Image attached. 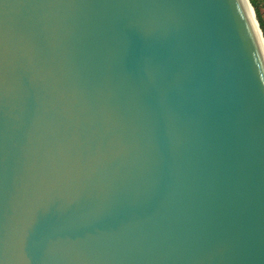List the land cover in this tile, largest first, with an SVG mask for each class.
<instances>
[{
    "label": "water",
    "instance_id": "1",
    "mask_svg": "<svg viewBox=\"0 0 264 264\" xmlns=\"http://www.w3.org/2000/svg\"><path fill=\"white\" fill-rule=\"evenodd\" d=\"M248 7L0 0V264H264Z\"/></svg>",
    "mask_w": 264,
    "mask_h": 264
},
{
    "label": "trees",
    "instance_id": "2",
    "mask_svg": "<svg viewBox=\"0 0 264 264\" xmlns=\"http://www.w3.org/2000/svg\"><path fill=\"white\" fill-rule=\"evenodd\" d=\"M252 6L254 7L255 10V14H256V18L258 20L259 26L263 32V36H264V24H263V20L260 16V11H259V5H258V0H250Z\"/></svg>",
    "mask_w": 264,
    "mask_h": 264
},
{
    "label": "bare ground",
    "instance_id": "3",
    "mask_svg": "<svg viewBox=\"0 0 264 264\" xmlns=\"http://www.w3.org/2000/svg\"><path fill=\"white\" fill-rule=\"evenodd\" d=\"M245 5L247 6V3L245 2ZM248 11H249V13H250V15H251V17H252V20H253V24H254V27H255V30H256V34H257V37H258V39L260 40V49H261V56H260V62H261V65H262V67H263V71H264V48H263V45H262V42H261V38H260V35H259V31L257 30V28H256V24H255V21H254V19H253V14H252V10L251 9H249V7H248Z\"/></svg>",
    "mask_w": 264,
    "mask_h": 264
},
{
    "label": "rangeland",
    "instance_id": "4",
    "mask_svg": "<svg viewBox=\"0 0 264 264\" xmlns=\"http://www.w3.org/2000/svg\"><path fill=\"white\" fill-rule=\"evenodd\" d=\"M258 5H259L260 16H261V18L263 20V24H264V0H258Z\"/></svg>",
    "mask_w": 264,
    "mask_h": 264
}]
</instances>
